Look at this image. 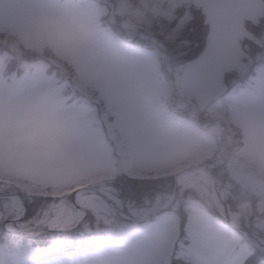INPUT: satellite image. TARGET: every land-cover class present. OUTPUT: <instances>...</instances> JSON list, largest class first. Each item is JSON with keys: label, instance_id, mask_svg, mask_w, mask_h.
<instances>
[{"label": "clouds", "instance_id": "clouds-1", "mask_svg": "<svg viewBox=\"0 0 264 264\" xmlns=\"http://www.w3.org/2000/svg\"><path fill=\"white\" fill-rule=\"evenodd\" d=\"M124 2L118 0L116 7L122 8ZM181 2L137 0L134 8H124L118 20L112 18V24L119 23L121 28L140 38L135 72L128 71L130 57L126 51L104 38L97 22L81 10L79 0H38L34 12L19 22L17 33L0 40V44L10 41L8 49L14 53L20 79L28 77L22 91L0 100V143L10 145L25 167L42 170L55 178L43 189L64 198L74 192L83 195L109 174L111 161L91 145L85 146L79 138L78 105L74 100L70 103L71 97L64 92L42 83L40 67L48 75L70 60L75 61L83 69L81 82L97 101L112 105L120 113L154 118L159 80L153 69L159 63L168 66L171 72V62L176 58L173 52H179L175 42H169L171 51L162 42L157 48V37L163 35L159 28L165 12ZM4 3L5 0H0V4ZM243 3L245 0H222L213 22L205 18L209 29L206 47L214 50L210 68L234 54L229 43L231 11ZM161 48L164 50L160 51ZM174 75L178 81L183 78L179 70ZM209 76L210 69L202 73L204 82ZM6 79L3 78L0 86L15 89L16 85L7 84ZM45 130L51 135L42 134ZM202 136L199 154L206 159L216 157L222 165V177L252 176L255 192L244 195L242 202L225 211L221 203L223 189L225 184L233 185L227 179H208L199 184L194 201L178 202L173 211L189 218L192 217L189 209L195 204L196 217L205 230L219 228L223 223L220 217L225 212L237 219H247L252 212L264 215V108L242 110L227 100H219L214 106L212 128ZM137 143L143 151L155 156L164 169H180L183 174L194 162L187 153L188 137L170 123L155 120L146 133L138 136ZM0 180L22 184L24 176L4 173ZM170 203V199L159 195L155 204L148 200L136 205L123 202L110 207L107 217L99 213L92 235L102 237L103 242L89 248L83 257L84 264H110L116 236L141 223L148 213L156 214L160 206L167 207Z\"/></svg>", "mask_w": 264, "mask_h": 264}, {"label": "rangeland", "instance_id": "rangeland-1", "mask_svg": "<svg viewBox=\"0 0 264 264\" xmlns=\"http://www.w3.org/2000/svg\"><path fill=\"white\" fill-rule=\"evenodd\" d=\"M187 2L188 0H183L176 7L165 12L164 20L159 28L163 35L157 37V48L162 42L159 37L164 36L162 43L170 51L172 50V45L169 42H175L173 39L175 33L167 32L165 22L173 18L176 11L184 7ZM190 2L199 8L208 36L209 29L205 24V18L209 19V23L213 22L212 18L222 0H190ZM117 3L118 0H79L81 10L97 22L104 38L114 46L126 51L130 57L128 71L135 72L140 38L135 33L121 28L119 23L112 24L111 20L112 18L118 20L124 8H134L137 0H125L122 8H117ZM37 5L38 0H5L4 4H0V40H4L6 35L8 37L15 35L19 29V22L34 12ZM185 13V18L190 19L187 16L186 8ZM260 23H264V0H245L242 5L233 7L229 43L234 54L211 68L214 56L211 46L205 47L198 59L185 61L183 60L184 55L179 54L184 52L183 44L175 42L179 52H173L176 58L171 62L172 71L169 72L168 66L159 63L153 69L159 80V91L156 98L157 111L154 118L120 113L112 105L97 101L88 91V87L81 82L80 74L83 69L75 61L70 60L66 65L49 72L48 75L43 74L44 69L41 66L39 69L41 82L70 96V103L73 100L76 102L80 112L79 138L85 146L91 145L111 161V170H131L136 175L161 181L158 187L162 190L149 192L138 200H128L127 204H143L145 200L155 204L159 195L171 198L174 177L181 176L180 169H164L155 156L143 151L137 143L138 136L146 133L153 126L155 120H160L174 125L188 137L187 153L194 161L189 165V168L215 165L218 170L215 173L216 178L227 179L228 183L233 185L229 187L225 184L223 189V200L227 210L229 206L234 208L242 202L244 195L255 192L254 178L245 174H234L228 178L222 177V165L218 163L216 157L206 159L199 154L198 149L204 140L202 133L212 128V114L217 101L227 100L242 110L264 108V91L255 87L252 89L240 88V82L245 77V72L241 67L243 61L240 44L251 37L249 27ZM9 44V40L0 44V83H3V78L6 77L7 84L16 85V88L5 89L0 86V100L18 94L26 86L25 81L28 80L27 76L23 81L20 79V71L14 59V53L8 49ZM163 50V48L160 49V51ZM209 69V79L204 82L202 73ZM177 70L182 72V80H176L174 73ZM231 73H235V75L228 80L226 86L224 76ZM200 118H203L202 123L199 121ZM42 134L51 135L47 130ZM223 143H227L226 137ZM220 159L223 157L220 156ZM4 173L23 175L24 182L22 184L29 186L35 184V188L38 189H43L42 186L52 183L55 179L42 170L25 167L24 162L16 157L10 145L5 146L0 143V175ZM186 175L188 176L184 178L179 187L177 200L171 205L173 213H175L173 208L178 205V202L194 201L197 198L199 184L208 180L207 178L200 179L197 173ZM189 212L192 216H196L195 204L189 209ZM149 214L151 213L147 215ZM217 215L219 214L217 213ZM220 218L223 219V217ZM27 242L28 240L25 243ZM51 242L52 237L47 241L44 240L41 246L47 247Z\"/></svg>", "mask_w": 264, "mask_h": 264}, {"label": "snow or ice", "instance_id": "snow-or-ice-1", "mask_svg": "<svg viewBox=\"0 0 264 264\" xmlns=\"http://www.w3.org/2000/svg\"><path fill=\"white\" fill-rule=\"evenodd\" d=\"M165 28L183 44V60L202 55L207 33L190 0ZM249 31L251 37L240 44L245 72L240 88L264 91V23ZM159 39L164 42V36ZM234 75L224 76L226 86ZM160 183L131 170H111L83 195L64 198L49 189L0 180V264H84L89 248L103 242L92 235L99 213L107 217L112 206L160 191ZM222 221L219 228L205 230L196 216L185 218L173 213L171 205L160 206L159 212L116 236L110 264H264V215L252 212L237 219L225 212ZM49 236L51 244L41 246Z\"/></svg>", "mask_w": 264, "mask_h": 264}, {"label": "water", "instance_id": "water-1", "mask_svg": "<svg viewBox=\"0 0 264 264\" xmlns=\"http://www.w3.org/2000/svg\"><path fill=\"white\" fill-rule=\"evenodd\" d=\"M189 169H190L189 171L183 172V174H180V175L203 172L205 174V176L207 177V179L217 180L212 175V173L210 172L209 168L206 165H203L199 168H189ZM178 192H179V183H177L176 177H174L173 196L170 199L171 203L169 205H173L175 203V201L177 200V197H178ZM221 203L224 205V207H226L224 200H222ZM158 211H160V209ZM150 215H154V213H152ZM150 215H148V216H150ZM148 216L143 217L142 221L146 220Z\"/></svg>", "mask_w": 264, "mask_h": 264}, {"label": "bare ground", "instance_id": "bare-ground-1", "mask_svg": "<svg viewBox=\"0 0 264 264\" xmlns=\"http://www.w3.org/2000/svg\"><path fill=\"white\" fill-rule=\"evenodd\" d=\"M188 175H186V174H184V175H181V176H179V175H177L176 176V181H177V183H179V184H181L182 182H183V180H184V178L185 177H187ZM199 177H200V179H206V177H205V174L203 173V172H200V175H199ZM218 196L220 195V193H218L217 194ZM170 199V198H169ZM223 200V194H222V197H221V201ZM225 208V207H224ZM225 211H227L226 209H225Z\"/></svg>", "mask_w": 264, "mask_h": 264}, {"label": "trees", "instance_id": "trees-1", "mask_svg": "<svg viewBox=\"0 0 264 264\" xmlns=\"http://www.w3.org/2000/svg\"><path fill=\"white\" fill-rule=\"evenodd\" d=\"M19 73H20V72H19ZM199 121L202 123V122H203V118H200ZM216 171H218V170H217V167L215 166L214 169L212 170V173H213V175H215V176H216V174H215ZM146 194H148V193H146ZM144 196H145V195H144ZM144 196H143V197H144ZM124 202H125V203H128V200H125ZM220 219H221V218H220ZM50 237H51V236L46 237V238H45V241H47V239H49ZM27 240H28V239H24V242H26Z\"/></svg>", "mask_w": 264, "mask_h": 264}]
</instances>
